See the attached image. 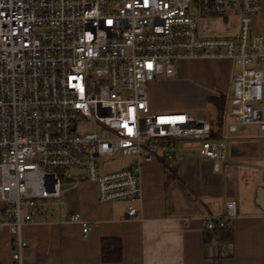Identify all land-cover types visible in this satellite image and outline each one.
I'll return each mask as SVG.
<instances>
[{"label": "built area", "instance_id": "built-area-1", "mask_svg": "<svg viewBox=\"0 0 264 264\" xmlns=\"http://www.w3.org/2000/svg\"><path fill=\"white\" fill-rule=\"evenodd\" d=\"M261 4L0 0V229L13 237V264H23L28 246L22 227L52 210L63 184L90 180L98 199L123 202L125 217L138 218L145 162L184 158L195 145L218 170L227 133L255 123L264 131V35L252 28ZM209 19L229 23L224 34L202 27ZM196 57H227L238 68L220 136L205 110L159 111L150 103L149 84L176 77L178 62ZM112 160L127 161L109 170ZM225 206L226 216L202 218L206 230L230 225L239 209L232 199ZM69 217L89 232L81 214Z\"/></svg>", "mask_w": 264, "mask_h": 264}, {"label": "crops", "instance_id": "crops-1", "mask_svg": "<svg viewBox=\"0 0 264 264\" xmlns=\"http://www.w3.org/2000/svg\"><path fill=\"white\" fill-rule=\"evenodd\" d=\"M261 7L252 28L264 35V0ZM201 23L208 31L217 30ZM236 31L237 26L231 29ZM259 66L264 69V61ZM177 67L176 77L160 76L149 84L152 108L193 111L212 102L217 110L208 112L213 133L223 135L226 105L219 112L215 100L227 103L237 66L227 57H196L182 58ZM177 95H186L187 102ZM225 137L227 155L218 170L195 145L185 147L184 158L145 162L138 218H126L118 202L98 199L94 182L71 184L52 210L22 227L28 244L23 264H264V131L257 123L247 124ZM229 199L239 209L229 230L208 234L202 218L226 216ZM71 213L88 220L87 234L69 219ZM114 237L122 241V259L104 262L101 240ZM13 243L10 232L0 229V264H13Z\"/></svg>", "mask_w": 264, "mask_h": 264}, {"label": "rangeland", "instance_id": "rangeland-1", "mask_svg": "<svg viewBox=\"0 0 264 264\" xmlns=\"http://www.w3.org/2000/svg\"><path fill=\"white\" fill-rule=\"evenodd\" d=\"M236 20V16L233 15V16H230V20H229V23H234V21ZM205 22L207 23V25L209 26V24L211 23L213 25L214 28H216L217 30H219L220 33L224 34L225 30L228 28V25L229 23H219L217 22L216 19H209V21H206ZM178 97H180V102L182 103L183 101H186L188 100L187 96L186 95H177ZM177 97V98H178ZM219 100V99H218ZM187 102V101H186ZM215 103H216V106H217V109L219 112H222L225 105H226V102L224 99L220 98L219 101H216L215 100ZM171 110V109H170ZM193 111L191 112H194V113H197L198 111H201V110H206L207 112L209 113H212V112H216L217 110L215 109V106L213 105V103H209L207 106H203V107H194L192 108ZM188 111V110H187ZM86 128H88V124H85ZM127 160H112V162L109 163V166L107 167L109 170H111L112 168H117V167H121L123 166L125 163H126ZM85 180V179H84ZM84 180H79V179H73L72 180V185H73V188H76L78 185H77V182L78 181H84ZM66 192V190L64 189L63 190V193ZM62 197V196H61ZM61 197L57 198L58 200L61 199ZM116 205H123V202H118L116 203ZM55 207V206H54Z\"/></svg>", "mask_w": 264, "mask_h": 264}, {"label": "trees", "instance_id": "trees-1", "mask_svg": "<svg viewBox=\"0 0 264 264\" xmlns=\"http://www.w3.org/2000/svg\"><path fill=\"white\" fill-rule=\"evenodd\" d=\"M229 226L227 227H218L215 230H206L210 235H215L221 231H228ZM102 250L101 256L104 262H115L122 259V241L118 237L114 238H102Z\"/></svg>", "mask_w": 264, "mask_h": 264}, {"label": "water", "instance_id": "water-1", "mask_svg": "<svg viewBox=\"0 0 264 264\" xmlns=\"http://www.w3.org/2000/svg\"><path fill=\"white\" fill-rule=\"evenodd\" d=\"M70 171H71V173L73 174V175H80V176H83L85 173H86V171L83 169V170H79V169H77V168H70ZM70 186H71V183H69V184H63V188L64 189H66V188H70Z\"/></svg>", "mask_w": 264, "mask_h": 264}]
</instances>
